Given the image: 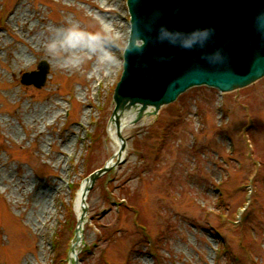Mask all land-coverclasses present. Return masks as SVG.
Masks as SVG:
<instances>
[{"label": "rangeland", "instance_id": "obj_1", "mask_svg": "<svg viewBox=\"0 0 264 264\" xmlns=\"http://www.w3.org/2000/svg\"><path fill=\"white\" fill-rule=\"evenodd\" d=\"M72 24L70 51L86 57L77 69L44 48ZM128 28L125 0H0V264L74 263L79 184L117 148L112 93ZM95 33L119 43L103 41V60ZM40 60L44 83L21 82ZM36 105L50 110L32 123ZM121 133L123 160L86 192L77 264H264V76L225 93L193 86ZM43 188L44 215L33 207Z\"/></svg>", "mask_w": 264, "mask_h": 264}, {"label": "water", "instance_id": "obj_2", "mask_svg": "<svg viewBox=\"0 0 264 264\" xmlns=\"http://www.w3.org/2000/svg\"><path fill=\"white\" fill-rule=\"evenodd\" d=\"M127 7L129 37L123 51V71L113 93L114 122L120 140L116 161L125 147L120 116L132 106L139 105L132 120L136 122L144 113H156L162 104L192 85L233 90L264 75V33L254 23L257 12L264 9V0H127ZM160 24L185 30L212 25L216 32L205 49H185L167 42L153 43ZM137 33L147 40L142 54L127 48ZM216 48L226 53L220 62L210 63L201 55ZM37 67L24 72L21 81L43 84L48 65L41 60ZM108 168L105 165L93 171L89 187Z\"/></svg>", "mask_w": 264, "mask_h": 264}, {"label": "clouds", "instance_id": "obj_3", "mask_svg": "<svg viewBox=\"0 0 264 264\" xmlns=\"http://www.w3.org/2000/svg\"><path fill=\"white\" fill-rule=\"evenodd\" d=\"M254 23L257 30L264 33V9L257 12L254 18ZM79 30L75 24L69 25L66 28H53L51 35L44 43V48L47 55L52 59H58L60 66L68 69H77L84 62L86 58L83 55H76L70 51L71 46L67 43L66 37L72 32ZM216 29L212 25L203 27H193L185 30L182 28L169 27L167 24H160L156 29L155 37H153V43L167 42L170 45L193 49L200 48L205 49L214 38ZM101 43L98 48L91 49L92 52L97 53L98 60H103L107 49L103 46V41L111 39V37L104 36L101 33L93 34ZM147 40L143 35L137 33L136 38L127 45L129 51L143 53L144 45ZM201 55L207 59L210 63L220 62L226 58V53L222 48L213 49L211 52L204 51ZM157 59H168L170 57L158 56Z\"/></svg>", "mask_w": 264, "mask_h": 264}, {"label": "bare ground", "instance_id": "obj_4", "mask_svg": "<svg viewBox=\"0 0 264 264\" xmlns=\"http://www.w3.org/2000/svg\"><path fill=\"white\" fill-rule=\"evenodd\" d=\"M20 13H21V10L18 11L16 9V11L14 10V12L12 13V17L16 18V16L19 15ZM28 18L29 17L26 18L23 15L21 16V20L22 21H25V22L28 21ZM38 40H41V37H39ZM45 41L46 40H44V43H45ZM23 57H25V54L24 53H20V55H18V56L15 57V59H17L19 61H22ZM138 107H139V105L132 106L127 111H125V113L123 114V117H122L121 129L123 127H126L128 124H130L131 119L134 117L136 111L138 110ZM49 110H50L49 105H42V106L36 105L35 107L27 110V113H25V116L28 119V121L31 120V122L34 123L37 120L45 117L46 113H48ZM116 132L117 131H116L115 126L111 123L109 133H110L112 139L114 140L115 144L118 147V145H119V139L117 138ZM56 160L58 161L59 158H56ZM26 180H27L26 177H24V179H23L22 182L17 181L16 186L20 188L23 185V182H26ZM11 184L13 185V184H15V182L12 181ZM85 185H86V181H83L82 184H81V186H80V188H79V191L77 193V197H76V200H75V207H76V211H77L78 214L81 211V201L83 199L82 197H83V191H84ZM50 194H51V192L49 191L48 188H43V189L39 190L38 192H36L35 195H34V204H33V207H38L39 206L40 207V211L42 212L43 215L46 214V213L49 214L48 213V206H45L44 209H42V207L45 205L46 197L47 196L49 197ZM34 212H35L34 218L36 220H38L39 210L37 209ZM80 228H79V230H80Z\"/></svg>", "mask_w": 264, "mask_h": 264}, {"label": "trees", "instance_id": "obj_5", "mask_svg": "<svg viewBox=\"0 0 264 264\" xmlns=\"http://www.w3.org/2000/svg\"><path fill=\"white\" fill-rule=\"evenodd\" d=\"M163 135V134H162ZM162 135H158L157 136V138H161L162 137ZM160 136V137H159ZM125 200H126V202H127V204H131L130 202H128V200L126 199V197L125 196H122ZM119 204H122V201H120V203Z\"/></svg>", "mask_w": 264, "mask_h": 264}]
</instances>
